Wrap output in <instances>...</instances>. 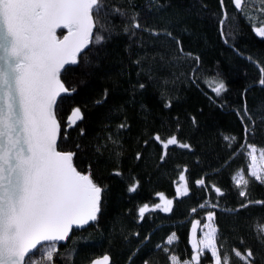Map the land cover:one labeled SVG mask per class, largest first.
Instances as JSON below:
<instances>
[{
	"label": "snow or ice",
	"instance_id": "1",
	"mask_svg": "<svg viewBox=\"0 0 264 264\" xmlns=\"http://www.w3.org/2000/svg\"><path fill=\"white\" fill-rule=\"evenodd\" d=\"M217 3L211 15L218 37L244 57L235 44L239 21L264 40V0ZM208 12L206 0H0V264H59L61 258L67 264L77 249L61 252V242L86 226L107 231L110 244L132 245L126 264H160L158 253L164 264H264V223H255L252 244L240 237L238 245H229L215 211L224 190L203 175L194 186L209 198L190 211L205 210L206 219L191 220L190 255L175 250L176 231L153 245V232L142 235L125 223L131 217L139 227L157 211L172 213L175 201L191 192L189 164L180 157L200 162L192 133L203 109L173 113L181 103L180 86H199L203 79L214 94L210 102L225 108L219 100L228 85L219 61L205 75L204 52L185 42L186 36L199 39L194 21ZM121 38L124 55L113 67L108 45ZM245 59L264 88V62ZM101 79L105 86L97 89ZM248 91L241 93L243 105L232 109L243 143L222 135L231 153L225 165L238 153L249 160L247 175L240 168L231 176L244 198L230 210L234 214L264 206L246 191L249 177L264 184V147L248 139L264 126V102L257 116L248 107ZM90 108L102 111L92 114ZM90 120L100 131L85 143L88 129L82 125ZM170 163L173 198L157 191L159 202L124 207L125 197L137 194L154 173L167 174ZM87 264L114 261L105 251Z\"/></svg>",
	"mask_w": 264,
	"mask_h": 264
},
{
	"label": "trees",
	"instance_id": "2",
	"mask_svg": "<svg viewBox=\"0 0 264 264\" xmlns=\"http://www.w3.org/2000/svg\"><path fill=\"white\" fill-rule=\"evenodd\" d=\"M145 2L146 0H136L138 5H143ZM206 2L209 7L207 18L194 21L199 39L186 36L185 42L189 43L190 41L189 46L193 50L204 52L205 75L211 76L217 66V61H219L220 70L228 85L227 92L222 94V98L219 100V103L225 104V108L221 109L210 102L208 97L214 94L203 79L199 86L187 84L180 86L181 103L173 110V113L178 109L181 113L187 111L195 114L197 109H203V114L199 116L200 127L192 133V143L200 156V162L197 164L196 157L193 155L185 154L180 157L181 162L189 164L191 192L187 197L175 201L172 213L165 214L157 211L142 222V226L139 227L131 222V217L125 221L128 228L139 230L142 235L150 231L153 232L151 237L153 245L171 231H176L179 241L175 245V250L182 256L190 255L191 245L188 244V234L191 220L204 221L206 219L205 210L198 209L195 214L190 211L192 207L203 203L205 198H209L208 193L194 186V180L202 175L205 176L206 182L215 183L224 190V196L219 200L220 207L215 211L218 226L227 237L229 245H238L240 237H244L249 244H252L255 223H264V206L252 205L248 209L241 210L239 214L230 211L244 199L239 196L231 176L240 168H243L247 174L248 158L245 153H238L225 165L224 161L229 158L231 153L225 149V142L222 140V135H235L239 143H243L242 126L232 109L243 105L244 100L241 93L245 87L249 88L247 92L249 109L257 116L261 114L258 109L264 102V88L256 83L258 70L245 57L251 55L264 62V40L256 37L251 32L248 22L241 19L239 21L240 34L235 44L244 53V57L237 56L228 45L223 44L216 32L215 18L211 13L218 11L217 0H206ZM123 43V38H121L108 45L113 67H118L119 59L124 55ZM104 86V80L96 82L97 89ZM149 98L155 102L154 90L150 91ZM89 111L96 114L102 110L90 108ZM82 126H86L88 129L85 143L100 131L99 125L91 120ZM248 139L249 142L256 143L258 147H264V126L258 128L256 134L250 135ZM171 167L170 163L167 174L154 173L151 182H144L137 194L131 198L125 197L124 207L134 208L135 204L142 202H159L154 196L157 191H162L169 198H173L175 186L172 181L176 179V174L171 171ZM104 174L106 175V172ZM249 180L250 183L246 189L248 197L253 200H264V184L256 181L254 177H249ZM210 198L213 203H216L214 192L211 193ZM129 199L131 202H128ZM134 244L135 241H133ZM61 245V252L70 251L73 247L77 249L72 260H69L67 264H73V260L74 264H87L88 259L103 254L105 251L112 254L114 264H126L129 248L132 247V245L121 244L119 241L110 244L107 231L101 234L94 226L74 230L72 240ZM157 255L160 264H164L163 254L158 253ZM59 264H65V260L59 259Z\"/></svg>",
	"mask_w": 264,
	"mask_h": 264
},
{
	"label": "rangeland",
	"instance_id": "3",
	"mask_svg": "<svg viewBox=\"0 0 264 264\" xmlns=\"http://www.w3.org/2000/svg\"><path fill=\"white\" fill-rule=\"evenodd\" d=\"M258 155V154H257ZM258 162H259V160H258ZM248 163H249V160H248ZM246 173V172H245ZM247 175V174H246ZM204 221H202V223H203ZM197 235L199 236L200 235V233L198 232L197 233Z\"/></svg>",
	"mask_w": 264,
	"mask_h": 264
},
{
	"label": "water",
	"instance_id": "4",
	"mask_svg": "<svg viewBox=\"0 0 264 264\" xmlns=\"http://www.w3.org/2000/svg\"><path fill=\"white\" fill-rule=\"evenodd\" d=\"M86 227H88V226H86ZM86 227H85V228H86ZM65 243H67V242H61V244H65Z\"/></svg>",
	"mask_w": 264,
	"mask_h": 264
}]
</instances>
